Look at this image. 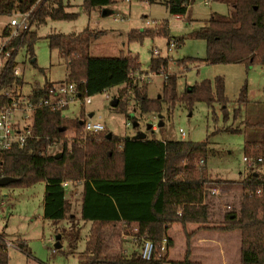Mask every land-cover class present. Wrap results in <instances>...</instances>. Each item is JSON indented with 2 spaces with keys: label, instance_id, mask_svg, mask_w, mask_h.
<instances>
[{
  "label": "trees",
  "instance_id": "trees-1",
  "mask_svg": "<svg viewBox=\"0 0 264 264\" xmlns=\"http://www.w3.org/2000/svg\"><path fill=\"white\" fill-rule=\"evenodd\" d=\"M27 1L0 0V12L11 15L23 11L36 0ZM117 1L83 0L81 9L103 10ZM137 1H158L166 6L169 14L184 15L194 0ZM212 1L228 5V13H213L190 32L206 43L205 57L196 60L264 64V0ZM66 6L63 0H38L30 13L29 29L10 41L11 51L15 48L17 53L24 46L33 56V44L39 36L31 25L42 24L47 18L74 19L78 13L67 11ZM153 25L143 30L131 29L128 40L162 34L167 36V43L173 40L175 46L184 39V36H169L167 20H154ZM102 32L86 26L78 33H50L45 36L48 46L56 49L65 61L66 73L61 82L72 83L81 97H90L113 86L123 85L114 96L117 104L113 106L122 111H125V101L130 97L141 113H161L164 106L170 111L176 103L190 111L194 103L202 101L208 106L219 103L223 117H227L229 101L221 76L197 81L179 93L177 74L167 71L168 58L153 55L149 71L162 72L164 80L160 96L148 97L146 83L136 81L131 76L132 71L141 69L136 55L89 54L90 44ZM2 33H5V27ZM13 55L5 69L4 82H10L14 77ZM16 81L20 85L23 83L21 77ZM57 83L45 81L35 85L27 97L31 101L41 99ZM6 101V98H0V103ZM235 102L237 107L233 109V115L237 116L241 103L247 102L246 83L240 88ZM67 107L42 106L34 110L30 134L24 142L0 150V177L14 178L7 185H31L43 181V217L52 220L72 214L73 205L66 197V187L62 182L80 184L77 214L82 221L90 222L85 248L79 255L81 264H201L199 260L190 258V236L186 232L182 258L169 259L168 250L173 246V240L167 230L174 223L180 224L184 231L189 223H209L212 202L207 191L210 188L204 186L207 181L204 168L196 170L194 167V160L206 155L208 140H163L147 136L143 139L124 137L118 140L112 133L107 138L105 128L96 132L83 131V121L87 118L83 110L72 125L74 136L67 139L68 121L63 114ZM127 116L134 118L129 114ZM249 124L264 126V121ZM223 130L229 131L227 128ZM58 143L60 150L47 151L48 147ZM253 144H247L246 156L255 162L248 166V173L237 181L241 187L238 210L224 213L222 220L213 225V229L219 231H240L239 264H264V192L260 195L255 193L260 186L264 189V143L258 146ZM259 157L261 160L256 161ZM118 223L136 225L135 235L152 239L154 247L150 259H142L136 248L130 252L107 251L109 233ZM163 238L166 243L161 249ZM17 247L21 250L23 244ZM7 263V248L0 235V264Z\"/></svg>",
  "mask_w": 264,
  "mask_h": 264
},
{
  "label": "rangeland",
  "instance_id": "rangeland-1",
  "mask_svg": "<svg viewBox=\"0 0 264 264\" xmlns=\"http://www.w3.org/2000/svg\"><path fill=\"white\" fill-rule=\"evenodd\" d=\"M63 2L67 4L65 9L77 12V16L70 20L47 18L42 24H32L31 29L39 36L33 44V56L24 46L15 55V63L21 71L20 77L23 81L22 91L26 94L35 85L45 81L57 83L65 78V61L56 49L48 46L45 36L50 33H78L86 26L103 31L90 44V55L118 56L123 53L137 56L141 69L131 72L133 78L141 74L140 71L150 70L149 63L155 48L159 49V56L168 58L167 71L177 74L176 87L179 93L197 81L212 80L215 76L223 78L224 92L229 101L226 106V118L223 117L221 105L217 102L208 106L198 101L190 111L182 104L176 103L170 111L164 106L161 113H141L134 107L135 101L130 97L125 101V111H122L111 106L110 101L123 85L91 95V102L85 105L76 100L63 111L68 121L67 139L74 136L72 125L83 110L86 115L92 113L90 119L99 121L104 125L105 131L112 133L118 140L132 137L137 132H144L147 138L154 139L208 140L206 155L196 158L194 167L196 170H205L207 181L204 186H209L208 198L212 202L211 217L207 224L211 230L218 232L219 230L213 229V225L222 220L224 213L238 210L241 187L237 181L248 173L247 162L243 160L246 148L249 147L247 144L252 142L258 146L264 141V126L249 124L253 119L249 116L252 110L260 111V117L264 120V64L207 63L196 60L205 57L206 43L204 39L195 37L190 32L197 29L203 20L213 13H228V5L212 0H194L188 6L187 12L178 19L169 14L166 6L158 1L148 3L119 0L109 5L115 10L107 15L94 8L89 11L82 10L83 0ZM114 16H117V19H114ZM9 19L7 13L0 12V37L2 28ZM146 20L151 24H146ZM154 20H167L169 36H184L183 41L168 49V38L162 34L128 40V32L131 29L143 30L153 27ZM163 80L162 72L152 73L150 80L145 82L148 97L160 95ZM244 83L247 85V98L250 101L241 103L240 113L234 116L233 109L237 107L235 99ZM160 121L162 125L158 126ZM134 122H137L135 126ZM148 124L151 126L147 129ZM180 130L184 132L183 136ZM60 148L58 143L48 147L47 151L54 152ZM200 159L203 160L202 163ZM216 180L234 182L221 183ZM213 186L217 188L214 193ZM71 187L72 194L66 193V197L73 205L72 214L60 220H52L43 217V181L31 185L0 186V235L6 243L12 244L7 248V264H81L79 255L85 248L90 222L82 221L77 214L80 184L73 182ZM136 230V225L118 223L112 233H109L111 235L107 240V251L130 252L137 249L138 241L133 238ZM56 241L60 243L58 248L54 247ZM19 244H23V249L17 247ZM218 244H212L213 249L210 250L206 263L222 264L221 261L227 254ZM204 245L206 243L196 245V254H201ZM227 259L228 264H239L237 245L235 252H231Z\"/></svg>",
  "mask_w": 264,
  "mask_h": 264
},
{
  "label": "built area",
  "instance_id": "built-area-1",
  "mask_svg": "<svg viewBox=\"0 0 264 264\" xmlns=\"http://www.w3.org/2000/svg\"><path fill=\"white\" fill-rule=\"evenodd\" d=\"M38 2L36 0L33 4L26 7L23 11L13 12L10 15V19L5 26V33H1L0 37V98H6L8 101L6 103H0V150H5L10 148L13 144H22L24 140L30 134V123L31 116L34 110L42 106H50L53 108H60L65 105L79 100L82 104H88L91 102L89 96H80L79 92L76 91L72 83L58 82L49 91V93L42 97L41 99L31 101L27 95L22 91V85L17 83L16 78L21 76V71L14 63L12 68V74L14 75L12 81L4 82L5 69L7 68L11 58L12 53H16V49L9 47V43L12 39L18 37L22 32H25L30 27V13L35 4ZM176 18L181 19L182 15L175 14ZM146 24L150 25L151 22L146 20ZM174 46V41L170 40L168 43V49ZM12 52V53H11ZM154 56H159V49L155 48L152 50ZM13 55V56H14ZM15 57V56H14ZM139 75H135L134 78L140 80L141 82H148L152 76L150 71H140ZM133 77V75H132ZM85 92V90H84ZM83 131L85 132H96L101 131L105 127L99 121H92L87 115V118L83 121ZM181 135L184 132L180 130ZM243 160L247 162V165H252L255 161L247 156H243ZM261 158H257L256 161H260ZM203 160L200 159V163ZM69 181L62 182L64 186L67 185ZM217 190L213 187V193ZM264 192L263 187H258L255 193L260 195ZM133 238L138 241V252L142 259L148 260L152 256L153 252V241L145 235L137 236L134 234ZM166 239L161 240V249H164ZM6 248L12 245L9 242H5Z\"/></svg>",
  "mask_w": 264,
  "mask_h": 264
},
{
  "label": "crops",
  "instance_id": "crops-1",
  "mask_svg": "<svg viewBox=\"0 0 264 264\" xmlns=\"http://www.w3.org/2000/svg\"><path fill=\"white\" fill-rule=\"evenodd\" d=\"M26 2L27 0H19V2ZM126 2H130V0H124ZM206 1V0H205ZM28 2V1H27ZM118 2V1H117ZM115 9L112 7H106V9H100L101 13L103 15L110 14L114 12ZM10 17V14H7ZM183 16V15H182ZM114 19H117V16H114ZM7 25V23L4 25V27ZM2 28V30L4 29ZM2 33V31H1ZM250 101L249 98H247V102ZM248 105V104H244ZM261 112L258 110H252L250 111L249 116L253 117L251 122H258V121H264L260 116ZM264 143V141H262ZM67 186L68 189H67ZM72 182H68L66 187V193L69 195L72 194ZM210 226L208 224L206 225H200L196 223H189L185 226V232L189 234L190 236V246H191V255L190 258L192 260H199L201 264H210L211 262H205V260L209 257L210 250L213 249L214 243H219L218 245L221 246L223 252L226 250L225 254L226 256L223 257V260L221 261L222 264H228L227 257L230 256L231 252H235L236 245L238 247V250L240 252V231L238 229L235 230H229V231H213L209 228ZM185 232L180 224L174 223L171 225V227L167 230L168 235L172 238L174 245L171 247L168 251V258L171 260H178L182 258L183 249L185 245ZM178 236V237H177ZM177 243V244H176ZM206 243V245L203 246L201 250V254H196L197 244H203Z\"/></svg>",
  "mask_w": 264,
  "mask_h": 264
},
{
  "label": "water",
  "instance_id": "water-1",
  "mask_svg": "<svg viewBox=\"0 0 264 264\" xmlns=\"http://www.w3.org/2000/svg\"><path fill=\"white\" fill-rule=\"evenodd\" d=\"M160 95L158 94L157 97H159ZM117 104V98L113 97L110 101V105L111 106H115ZM89 117L92 116V113H89L88 114ZM137 124V122H134L133 123V126H135ZM162 125V122L160 121L158 123V126ZM151 124H148L147 125V129L150 128ZM107 138H110L111 137V133L110 132H107ZM146 136V134L144 132H137L134 136H132L134 139H143L144 137ZM14 180V178H11V177H6V176H2L0 177V186L1 185H7L8 183L12 182ZM58 239V237H57ZM54 247L55 248H58L60 247V243L58 241L55 242L54 244Z\"/></svg>",
  "mask_w": 264,
  "mask_h": 264
}]
</instances>
